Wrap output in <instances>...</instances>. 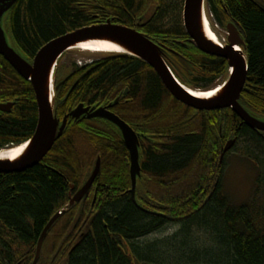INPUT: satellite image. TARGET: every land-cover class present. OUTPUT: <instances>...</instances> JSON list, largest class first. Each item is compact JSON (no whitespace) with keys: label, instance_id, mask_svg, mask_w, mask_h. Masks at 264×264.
I'll use <instances>...</instances> for the list:
<instances>
[{"label":"trees","instance_id":"trees-1","mask_svg":"<svg viewBox=\"0 0 264 264\" xmlns=\"http://www.w3.org/2000/svg\"><path fill=\"white\" fill-rule=\"evenodd\" d=\"M116 1L122 17L130 19L143 0ZM165 1L168 5L158 17L157 33L188 39L182 23L184 0ZM208 2L215 14H223L239 27L249 65L240 103L264 118V0ZM85 14L75 0H19L11 12L10 29L19 49L32 60L51 40L92 26L90 15ZM175 14L178 23L173 30L167 26ZM190 48L178 45L174 50L205 62V75L214 81L222 64L206 62ZM67 70L70 80L57 95L60 118L80 104L102 106L120 99L123 104L116 111H126L131 116L127 121L152 139L141 155L144 174L137 190L138 205L128 193V155L117 129L102 120L71 122L40 165L22 173L0 174V264L33 263L45 227L69 205L71 184L80 188L98 157L102 170L90 197L69 207L56 222L38 264H163L164 255L155 246L143 248L137 243L173 224L183 225L186 242L192 227L211 234L209 246L193 252L198 263L264 264V175L259 176L252 199L242 206H235L223 189L230 154L243 140L264 154L263 133L252 131L230 109L198 112L184 106L154 69L135 58L108 54L91 65ZM177 75L183 82L180 72ZM126 88L127 99L133 100L130 105L122 95ZM14 101L10 114L0 113V150L30 140L39 120L32 86L0 56V103ZM222 134L227 141L235 137L237 145L220 163ZM244 155L252 156L249 151ZM167 245L170 251L171 242ZM181 254H173L174 263L188 264L191 258Z\"/></svg>","mask_w":264,"mask_h":264},{"label":"water","instance_id":"water-1","mask_svg":"<svg viewBox=\"0 0 264 264\" xmlns=\"http://www.w3.org/2000/svg\"><path fill=\"white\" fill-rule=\"evenodd\" d=\"M19 0H0V55L6 62L22 77L33 86L38 105L39 120L32 140L25 146L21 155L15 159L0 158V174L22 173L40 165L55 143L64 135L70 118L78 121L81 118L103 119L115 126L121 133L130 152V176L132 189L130 191L133 202L137 204L136 192L139 181L142 179V168L140 164V143L137 134L132 128L110 111V108L117 105L119 100L112 106L90 108L80 104L61 122L57 116L56 92H59L64 85L61 82L55 85L54 74L60 66L63 56L71 50L81 49L84 44L104 43L114 46L116 49L104 51L103 54H121L137 58L152 67L162 80L166 89L180 103L198 111H220L231 109L252 131L264 133V118L251 114L241 105L240 99L245 89L249 65L244 51L245 42L238 30L237 25L231 22L228 25L229 45L226 48L219 47L206 32L207 0H185L184 25L187 34L194 41L197 48L206 54L221 57L228 61L233 69L226 85L208 97H201L191 93L174 76L170 65L164 58L163 51L145 35L136 30L111 22L101 25H93L75 32L66 34L51 40L43 46L36 54L32 63L24 59L20 51L13 48L7 37L10 31L9 19L11 12ZM101 54V53H100ZM14 104L0 105V112L10 113ZM237 140L228 141L221 162L225 155L233 149ZM1 155H5L2 153ZM102 161L99 157L92 174L86 180L74 197L71 198L70 206L85 201L90 194L95 181L100 176ZM74 187H72L73 190ZM65 213L58 212L45 227L37 245L35 259L32 264H38L42 255L45 240L56 224Z\"/></svg>","mask_w":264,"mask_h":264},{"label":"flooded vegetation","instance_id":"flooded-vegetation-1","mask_svg":"<svg viewBox=\"0 0 264 264\" xmlns=\"http://www.w3.org/2000/svg\"><path fill=\"white\" fill-rule=\"evenodd\" d=\"M75 1H76V6L80 10V12L83 11L84 13H86L85 15H90V17L92 19V21H91L92 25H100V24H106L108 22H111L114 25H120V26H123V27H126V28H130V29L136 30L137 32L145 35L154 44H156L158 47H160L162 49L163 54H164V58L170 64L172 69H173V64H174V72H175L176 75H177V71H178V73L180 72V76H181V79L183 80L184 85L194 89L195 91H200V90L211 91V89H212L213 90L212 93H213V92L218 90L215 87H221L222 85H225V83L227 82V80L229 78V74L228 73H229V70H230V66H229V63H228V61L226 59L221 58V57L212 56V55L204 53L199 48H197V46L195 45L194 41L190 38V36L188 34H187L188 35V39L179 40V39H177V35H175V37L169 38V36H161V35H159L157 33V28L160 27L159 25H157L158 17L160 15V12L163 10V7L168 5V3L165 0H143L142 3H138V5L139 4L140 5H139V9H138L137 14L135 13V15L132 18H130V19L122 17V14H121V12L118 9L119 6L117 5L118 7H116V5H114L115 3H117L116 0H75ZM184 6H185V0L183 1V5H182V13L184 12ZM208 6H209L211 12L214 15V16H212V17H214L213 18L214 20H211V22H210V18L206 14L207 24L209 25V28L212 31V33H214V35H216V39H217V43L216 44L219 47L224 49V48H226L229 45V42H228V24L230 22H232V20L231 19L227 20L226 17L223 14H220V13L218 15L215 14L213 12L209 2H208ZM177 23H178L177 22V16L175 14L172 23L170 21V26L168 25L167 27L175 30V28L177 27ZM182 23H183V27H184V21L183 20H182ZM218 24H219L220 27H222V28H224L226 30L225 31V36L220 34L219 30L217 29ZM215 25H217V26H215ZM184 29H185V27H184ZM150 31L155 32L156 34L155 33H151ZM185 31H186V29H185ZM152 34H155V35H152ZM208 36L210 37L209 34H208ZM14 42L18 46V44L15 41V39H14ZM178 45L181 46V47H184V48H186L188 50L191 49L190 47H193L194 49L197 50L198 53L201 54V55H198V56L203 57L206 60V62H208V61L209 62H220L222 64V68L220 67L221 69L217 71L219 76L214 81H211V79L213 77H206L207 75H205V70L206 69H205V67L203 65V63H205V62L202 63V62L196 60L195 56H191V55H189V53L186 54L188 57L180 55L179 51H178L179 52L178 53L176 50H174V48H177ZM242 51H244V49H242ZM20 52L26 58V56L24 55V53L21 50H20ZM244 53H245V51H244ZM26 59H28V58H26ZM28 60L30 61V59H28ZM72 67H70V69ZM81 68H83V67H81ZM184 69H188L185 72V75L182 74ZM66 70H67L66 67H64V68L60 67L56 71V73H55V86L56 87L61 82H64V85H65L67 83V81L70 80L71 73H70V71L68 73H65ZM186 73H188L189 75L187 76ZM187 81H190L192 83V85L187 84ZM221 81H222L221 85L215 86L216 84L220 83ZM77 84H78V81H76L74 86H76ZM213 88L216 89V90H214ZM62 89H63V87L61 88V90H59V92H56V101L58 99L57 95L61 93ZM122 95L126 99L125 102H124V103H126V105L132 104L133 100L131 98L127 99L130 96L129 88H126ZM117 100H119V103L117 105L113 106ZM11 103L12 104H16V101L9 102V103H0V105H2V104H11ZM120 104H123V103L120 102V99H116L112 103H110L108 105H102V106H105V107L108 108L110 105H112L113 107L110 108V111L113 114H115L116 116H118L119 118H121L124 122H126V124H128L132 128V130L137 134L138 139H139V143H140V164H141L142 176H143L144 170H143L141 155H143V151H144L143 147L147 143L152 142L151 141L152 139L148 138L146 134H144L141 131H139L134 124H130L127 121V120H129V117H131V116L128 115V113L126 111H122V110H120L119 112L116 111V109L120 106ZM86 107H90V108L96 107V108H98L100 106H98V105H93V106L87 105ZM72 111L67 113L62 118H60L58 116V111H57V116L61 120V122H63L64 118L66 116H68ZM198 112H200V111H198ZM84 120H86V121H94V120H97V119L89 120L87 118H81L78 121L81 122V121H84ZM78 121H75L74 119L70 118L69 121H68V125L71 122H78ZM145 125H146L145 121H142L141 126H145ZM117 131L119 132V134L121 136V140H122L123 146H124V148L126 150L125 153H126V155H128L129 174H130V152H129V149H128V147H127V145H126V143H125L120 131L118 129H117ZM221 137L222 138L220 140V155L223 154V151H224V149L226 147V144L230 140V139H228V141H227L226 137L223 134H222ZM233 138H235V137H233ZM233 138H231V139H233ZM157 144H159V143H157ZM55 145H54V147H55ZM156 146H159V145H156ZM54 147L52 148V150L54 149ZM52 150L48 153V155L52 152ZM77 155H86V153L85 152H83V153L82 152H77ZM220 163H221V161H220ZM144 165H145V160H144ZM130 179H131V176H130ZM140 181H139V183H140ZM72 187H74L73 190H72ZM80 188H77L75 185L71 184L70 192H69V198L71 199L72 197H74L75 194L79 191ZM131 189H132V181H131V188H130L128 193H130ZM90 195H91V192L87 196V198L85 199L86 201L88 200ZM130 195H131V193H130Z\"/></svg>","mask_w":264,"mask_h":264},{"label":"rangeland","instance_id":"rangeland-1","mask_svg":"<svg viewBox=\"0 0 264 264\" xmlns=\"http://www.w3.org/2000/svg\"><path fill=\"white\" fill-rule=\"evenodd\" d=\"M205 10L207 16L210 18V22L211 20H214V17H212L214 15L211 12L208 4H206ZM217 29L219 30L220 34L225 36L226 30L220 27L219 24ZM6 33L10 45L18 50L11 38L10 31H7L6 29ZM101 58L102 56L93 52L75 49L69 51L63 56L62 60L60 61V65L61 68L66 67L67 69H70V67L73 65L84 67L98 61ZM67 72L68 70L65 71V73ZM221 83L222 81L215 86H219ZM12 147L13 146L6 148L10 149ZM247 151H249L253 157L250 155H244V153ZM260 175H264V154L255 148H251L250 145L243 140L239 143L237 149L233 151L227 159L223 183L224 193L230 198L231 202L235 206H242L252 199L256 190L255 188L258 187L257 183ZM182 231L183 225L181 224L169 225L161 231L139 240L137 244L143 248L155 246L156 252L159 250V253L164 255L162 257L164 262H161L163 264H177L174 263V260H172L173 254L176 252H178V254L181 252V255H184V257L188 260L191 258L188 264H201L200 262H197V256H194L193 252L206 249V246H209V242H212L211 234L203 228L192 227V229L189 230L190 236L189 239L187 238L188 241L186 242V238L181 234ZM167 241L168 244L171 242V246L168 248L170 251L165 248L168 246ZM160 249L162 250L160 251ZM211 251H213V249H211Z\"/></svg>","mask_w":264,"mask_h":264},{"label":"bare ground","instance_id":"bare-ground-1","mask_svg":"<svg viewBox=\"0 0 264 264\" xmlns=\"http://www.w3.org/2000/svg\"><path fill=\"white\" fill-rule=\"evenodd\" d=\"M206 32L207 35H210V38L217 43V39H216V35H214V33H212V31L209 28V25L207 24V20H206ZM83 51H90V52H94V53H102L104 51H111L113 49H116L114 46L108 45L106 43H104L103 45H98L97 43H90V44H84L81 48ZM219 90V89H218ZM217 90V91H218ZM217 91L213 92H206V93H198V92H192V94L197 95V96H201V97H208L211 95H214L215 93H217ZM25 148V146H20L17 148H13L9 151L5 152V155H1L2 153H0V158H9V159H15L17 157H19V155H21L23 149Z\"/></svg>","mask_w":264,"mask_h":264}]
</instances>
